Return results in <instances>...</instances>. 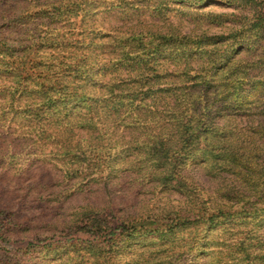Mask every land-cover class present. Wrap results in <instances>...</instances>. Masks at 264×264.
Listing matches in <instances>:
<instances>
[{"label":"rangeland","instance_id":"374dc122","mask_svg":"<svg viewBox=\"0 0 264 264\" xmlns=\"http://www.w3.org/2000/svg\"><path fill=\"white\" fill-rule=\"evenodd\" d=\"M0 264H264V0H0Z\"/></svg>","mask_w":264,"mask_h":264}]
</instances>
